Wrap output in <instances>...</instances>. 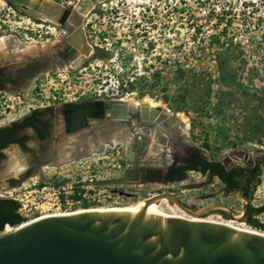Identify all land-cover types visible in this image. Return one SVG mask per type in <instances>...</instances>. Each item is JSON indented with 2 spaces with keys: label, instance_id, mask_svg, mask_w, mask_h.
Wrapping results in <instances>:
<instances>
[{
  "label": "rangeland",
  "instance_id": "rangeland-1",
  "mask_svg": "<svg viewBox=\"0 0 264 264\" xmlns=\"http://www.w3.org/2000/svg\"><path fill=\"white\" fill-rule=\"evenodd\" d=\"M47 1L71 8L70 2L78 0ZM83 18L90 55H82L73 69L49 64L16 89L1 91L0 127L38 108L113 98L141 102L150 96L163 103L168 115L189 118V128L176 127L212 159L230 158L238 166L246 165L247 158L253 164L264 160V0H100ZM63 32L60 24L0 0V67L40 60L42 51L63 42ZM57 129V138L43 152L51 161L38 163L33 139L29 150L9 146L0 162V197L19 200L26 222L81 209L136 206L160 191H175L194 209L225 204L243 212L241 194H227L218 179L194 189L124 180L129 169L171 162L157 150L159 141L147 127L130 141L119 132L95 128L90 148L74 160L66 157L77 135L62 125ZM260 178L252 197L255 206L264 204V168ZM11 180L18 184L11 186ZM188 181L201 184L204 178L193 172ZM228 218L216 212L206 219L255 229L245 218ZM258 218L264 222V214Z\"/></svg>",
  "mask_w": 264,
  "mask_h": 264
},
{
  "label": "water",
  "instance_id": "water-1",
  "mask_svg": "<svg viewBox=\"0 0 264 264\" xmlns=\"http://www.w3.org/2000/svg\"><path fill=\"white\" fill-rule=\"evenodd\" d=\"M98 1L88 0L90 6ZM29 4L23 1V10L33 15L45 11L43 6L34 5L33 8ZM68 13V8L61 7L56 15L55 22L64 30L63 42L40 56V60L48 61L54 69H64L92 52L82 31L81 12ZM74 27H77L76 32H82L83 53L67 42L76 34L70 33ZM63 108L66 132L77 135L66 157L72 160L88 151L92 133L104 122L110 123L103 129L105 133L119 132L126 138L129 136V140L137 128L155 130L160 127L164 130L162 142L167 144L170 132L180 131L167 120H160L153 109L122 98L69 102L63 104ZM158 111L174 118L161 108ZM81 140L83 144L80 145ZM130 171L132 173L127 176ZM162 176L163 167L146 166L129 169L124 180L137 184L163 183ZM240 197L245 200L242 195ZM161 200H168L189 217L176 218L160 204ZM222 211L231 216L226 220L241 221L248 208L246 205L242 213L225 204L194 209L175 193L162 192L133 207L38 217L17 227L7 224L0 232V264H264V231H247L205 219ZM9 226L14 229L12 232L6 231Z\"/></svg>",
  "mask_w": 264,
  "mask_h": 264
},
{
  "label": "flooded vegetation",
  "instance_id": "flooded-vegetation-1",
  "mask_svg": "<svg viewBox=\"0 0 264 264\" xmlns=\"http://www.w3.org/2000/svg\"><path fill=\"white\" fill-rule=\"evenodd\" d=\"M10 1L19 10H21L23 12H26L28 14H31V13L28 12V11L23 10V8H22L23 1H26V2H30L31 1L30 4H32V5H30V6H32L33 8H34V5H37V6H43L44 5L43 9L45 11L43 12V15H41V16L33 15V14L32 15L35 18H37L38 20L51 21V22H55V20H52L54 18H51V17L52 16L56 17V16L53 15V14L52 15L49 14V12H46V10H48V7L56 9V6H63L64 8H66V9L68 8L71 12H73V13H71L73 15L74 13L77 12V9H80V6L83 5V2H81V4H80L79 0L75 1V2H70L72 4L71 8L68 7V6H65V5H61V4L58 5V4L54 3V2L47 1V0H33V1L32 0H10ZM27 4H29V3H27ZM87 10H89V9H87ZM82 23H83V21H82ZM76 30H77V27H74V29L70 33H72V32L74 33V32H76ZM81 33L82 32H78L77 31L76 34L73 35V38L70 39V41H67V42H69L70 44L74 45L76 48L77 47L81 48L82 45H83L82 44L83 38H82V34ZM60 38H63V37H61V35H60ZM75 62H72L71 65L74 64ZM29 64L34 65L32 67L33 69L31 71L28 70ZM47 66H49V62L48 61L35 60L34 62L27 63L26 65H24L22 67H12V66H9V67H6V68L5 67H0V92L1 91H5V90L16 89L17 87L23 85L30 77L34 76L35 74H37L38 72H40L41 70H43ZM58 112L62 114L61 119L58 118ZM52 115H53L52 116V124H53V126H52V130H51V135L47 139H42V138L38 137L36 132L31 127L17 126V128L15 130H13V131L11 130L10 131V133L14 132V135L12 136V138L22 137V136L28 135L29 138L27 140V145H28V143L31 140H33V139L36 140L37 146H36L35 149H33V151H34L33 153L36 155L37 161H38L39 164H42V163L44 164L45 161H51L52 159H54L53 157H47V158L45 157L43 152L45 150L46 144L48 142H50V140H53V139L57 138V133H56L57 130H58L57 126L62 125L64 129L66 128V118H65V111H64L63 105L61 107H59V108H54L53 107ZM109 125H110L109 122H104V123L101 124L99 129L103 130L105 127H108ZM173 126L176 127V124H174ZM138 129H140V128H137L136 132H134L133 134L138 133ZM149 129L152 130L151 128H149ZM95 130H97V129H95ZM28 131H32V133H33L32 136H30V134H28ZM7 132H9V131H5L4 133H7ZM156 134L158 135L157 137L159 139V144H161V146L163 145L162 146V150H159V147L157 145H155L157 147V150L160 151V153H166L168 156H170L171 157V162L163 167L164 168V176H162L161 178H163L164 182L163 183L154 182L155 184L160 183V184H165V185L170 186V185H173V184L182 183V185H186V188L194 189V188H202V187L214 185L213 184L214 180L218 179V180H220L223 183L224 191L227 194H231V193H239V194H241V192L238 191L236 188H231L229 191H227L226 190L227 185L222 181V179H221V177L219 175V172H220V169H221L220 168V164L224 168H226L227 170H231L233 168L239 167L238 165L234 164V162L232 160H230V158H227V160H225V161L212 159L211 157L206 155V153L204 152V150L201 147L195 146V145H191V144H189L188 140H184L183 136L181 135V131H179V132H177L175 134L170 132V134L168 135L169 141L167 142V144H163V142H162V137L164 136L163 128L157 129ZM131 136H132V134H131ZM14 144L18 145L19 148H22L18 143H11V144L7 145L6 147H3V145H1L0 153L3 154V158L6 156L5 150L9 146L14 145ZM197 150L200 151L199 157H200V160H201V164L205 165V163H207L209 165V167H210L207 171H202V169H195V162L189 159ZM241 156L244 157L243 155H241ZM242 157H239V159L242 158ZM247 161H248V163L246 165H242V166L252 167L254 165L253 162H250V159L247 158ZM174 164H176L175 168H181V170L184 169V172H183L184 173V177L182 179H176L177 173L176 172L174 173L170 169L171 166L174 165ZM29 171H30L29 174H31L33 172V170H29ZM193 172L199 173L204 178V182L201 183V184H197V183H193L192 184V183H190L188 180H189V178L191 176V173H193ZM212 172H213V175H212ZM27 173L28 172H26L24 176H26ZM10 184L13 187L16 186V185H12L13 184L12 180L10 181ZM251 186L252 185L249 184V188H251ZM162 192H172V193L176 194L175 191H160L159 193H162ZM245 200H247L248 203L246 204V201H244L245 203L243 204V210L245 209L246 205H247V208L249 209V203L251 201V200L246 199V198H245ZM185 203L189 207L194 208L193 206H191L187 202H185ZM248 212H249V210L245 214V220H247L249 218ZM261 214H264V213H261Z\"/></svg>",
  "mask_w": 264,
  "mask_h": 264
},
{
  "label": "trees",
  "instance_id": "trees-1",
  "mask_svg": "<svg viewBox=\"0 0 264 264\" xmlns=\"http://www.w3.org/2000/svg\"><path fill=\"white\" fill-rule=\"evenodd\" d=\"M34 65L29 64L28 70L31 71ZM52 112L53 107H47L43 109H34L31 113L24 116L22 119L13 122L11 125L0 127V147H6L11 143H18L22 149L29 150L27 145L28 135L22 137L12 138L17 126L31 127L38 137L47 139L51 135L52 130ZM5 131H9L4 133ZM200 151L197 150L189 159L195 162V169H202L207 171L210 167L207 163L201 164L199 157ZM3 158V154L0 153V161ZM211 165V164H210ZM176 164L171 166V170L175 173L176 179H182L184 177V169L175 168ZM219 175L222 181L227 185L226 190L229 191L231 188H236L241 192L244 198L251 200L249 203V218L246 220L247 223L257 230H264V222L257 216L264 213V204L261 206H255L252 204V197L261 182L260 176L263 173L264 160H255L252 167L239 166L231 170H227L220 164ZM30 171H28V176ZM216 173V172H215ZM213 175V172H212ZM12 185H17V180H12ZM251 184V188H249ZM78 198V196H74ZM21 203L19 200L10 197H0V232L5 230L7 224L12 227H17L20 224L27 221V218L20 212ZM224 217H230L227 212H221ZM9 226V228H12Z\"/></svg>",
  "mask_w": 264,
  "mask_h": 264
},
{
  "label": "bare ground",
  "instance_id": "bare-ground-1",
  "mask_svg": "<svg viewBox=\"0 0 264 264\" xmlns=\"http://www.w3.org/2000/svg\"><path fill=\"white\" fill-rule=\"evenodd\" d=\"M33 1V0H32ZM81 2H83V5L82 6H80V9H77V11L78 12H81V14H82V16L86 13V11H87V9H90V8H92L93 6H95L96 5V3H94V4H92L91 6H90V4H89V2H88V0H81V1H79V3L81 4ZM27 3H31V1L30 2H27ZM98 3V2H97ZM29 5H32V4H29ZM35 7H40V6H37V5H35ZM43 7H44V5H43ZM61 7H63V6H56V9L55 8H51V7H48V10H46V12H49V14H53L54 13V11L55 10H57V12L59 11V9L61 8ZM64 8V7H63ZM69 10V9H68ZM28 12H30V11H28ZM57 12L56 13H54L53 15H57ZM71 13H73V12H71L70 10H69V13H68V15H71ZM35 15H38V16H41V15H43V13L40 15V14H35ZM57 17V16H56ZM56 17H51V18H54V20L55 21H57L56 20ZM53 20V19H52ZM0 45H4V41L3 40H0ZM72 45V44H71ZM73 47H75L74 45H72ZM76 48V47H75ZM77 49L78 50H80V51H82L81 49H82V47L81 48H78L77 47ZM43 52V51H42ZM82 53H83V51H82ZM78 60V61H77ZM76 60V62L74 63V64H70V65H68V66H66V67H68V68H72L73 69V67H77L78 66V64H79V62H80V57L78 58ZM123 100H128L130 103H132V104H139L140 105V107H142V106H145V107H147L149 110H151V109H153V111L158 115V117H159V119L160 120H167L171 125H174V124H177V123H181L182 125H184L186 128H189V118H187L186 117V115H184V113H178L177 115H176V117H174L173 119H171V118H169V117H167V116H165L164 114H162V112L161 111H158V108H161L162 109V106H163V103H161L160 101H155L153 98H151L150 96H145V97H143V99L141 100V102L140 101H138V100H134V99H126V98H122ZM100 101H103V100H100ZM157 129H160V127H157L155 130H154V137L156 138V140H158L159 141V139H158V135L156 134V132H157ZM127 140L128 141H130L129 140V136L127 137ZM155 141V140H154ZM81 144H83V140H81L80 141V145ZM163 146V145H162ZM162 146H161V144H159V142H158V147H159V150H162ZM244 155V154H243ZM132 172L130 171V172H128V175L127 176H130V174H131ZM150 198V197H149ZM149 198H147L146 200H148ZM146 200L143 202V203H145L146 202ZM160 204L166 209V210H168L170 213H172L176 218H182V217H186V216H182V215H180L179 214V212H178V209L176 208V206H174V205H172V204H169L168 202H167V200H161L160 201ZM139 205V204H138ZM126 207H133V206H126ZM106 208H110V207H106ZM111 208H119V207H111ZM91 209H102V208H90V209H81V210H76V211H73V212H68V213H58V214H51V215H64V214H71V213H75V212H80V211H86V210H91ZM180 210V209H179ZM181 211V210H180ZM184 213V212H183ZM240 213H242V212H240ZM185 214V213H184ZM45 216H50V215H45ZM45 216H41V217H39V218H43V217H45ZM238 217L240 216V214L239 215H237ZM187 217H189L188 215H187ZM39 218H36V219H39ZM191 218V217H190ZM206 219V218H205ZM34 220V219H33ZM192 220H198V221H200L201 219H199V218H193ZM206 220H208V221H214V220H212V219H206ZM32 221V220H31ZM31 221H28V222H25V224H27V223H29V222H31ZM217 222H223V223H226V224H229V225H231V226H233V227H237V228H240V229H243V230H247V231H258V230H255V229H252V228H245V227H243L242 225H235V223H232V222H230V221H227V222H225V221H217ZM233 225H232V224ZM14 229L13 228H8L6 231L7 232H12ZM264 233V232H263Z\"/></svg>",
  "mask_w": 264,
  "mask_h": 264
},
{
  "label": "built area",
  "instance_id": "built-area-1",
  "mask_svg": "<svg viewBox=\"0 0 264 264\" xmlns=\"http://www.w3.org/2000/svg\"><path fill=\"white\" fill-rule=\"evenodd\" d=\"M117 87H118L117 89H120V87H121V84H119V83H118V86H117Z\"/></svg>",
  "mask_w": 264,
  "mask_h": 264
}]
</instances>
